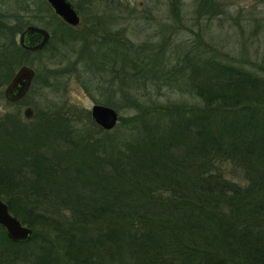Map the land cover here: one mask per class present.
Wrapping results in <instances>:
<instances>
[{
  "label": "trees",
  "instance_id": "obj_1",
  "mask_svg": "<svg viewBox=\"0 0 264 264\" xmlns=\"http://www.w3.org/2000/svg\"><path fill=\"white\" fill-rule=\"evenodd\" d=\"M204 1L217 13L215 0ZM25 51L11 27L0 25V105L12 104L3 87ZM186 87L204 103L197 109L204 114L192 109L172 123L150 118L128 133L99 129L106 135L97 138L84 131L85 140L69 117L26 120L0 111V197L22 223L59 229L79 253L74 264H91L90 253L121 264L124 247L128 264H264V79L233 67L195 68ZM240 116L243 123L235 120ZM228 173L246 185L226 179ZM48 193L55 204L78 210L63 216L66 227L34 210L46 206ZM23 202H33L30 210ZM0 228L7 242L22 243ZM96 241L110 244L101 249Z\"/></svg>",
  "mask_w": 264,
  "mask_h": 264
},
{
  "label": "rangeland",
  "instance_id": "obj_2",
  "mask_svg": "<svg viewBox=\"0 0 264 264\" xmlns=\"http://www.w3.org/2000/svg\"><path fill=\"white\" fill-rule=\"evenodd\" d=\"M69 1L79 13L76 25L60 19L47 0H0V25L11 27L18 43L22 31L19 27L23 26L37 25L51 35L45 47L25 51L18 57L22 64L34 69L32 90L22 104L4 103L0 111L10 112L11 117L20 112L26 120L50 114L63 123L69 117L75 120L73 133L85 140L84 131H91L94 138L106 135L99 132L103 128L95 126L91 118L95 104L110 106L118 113L115 126L103 129L108 133L116 129L127 133L140 130L139 127L144 129L143 122L150 118L166 123H172L177 116L186 118L189 111L204 106L186 87L195 68L214 72L233 67L264 79L263 0H215L217 13H211L212 5L204 0ZM27 106L33 110L31 118L23 114ZM70 111L75 115L71 116ZM223 112L217 113L220 119ZM227 115L235 116L232 112ZM262 116L264 107L259 118ZM244 119L240 116L235 120L243 123ZM64 165L65 161L61 162L60 168ZM228 168L226 165L225 169ZM225 178L246 185L244 177L228 173ZM50 187L56 191L60 186ZM46 196V206L40 205L34 209L36 212L50 213L64 223L63 216L71 219L78 212L69 204H55V193ZM32 203L28 208L23 202L22 209L30 210ZM57 206L59 215L55 213ZM32 229L36 234L33 240L12 245L4 239L0 228V264H74L78 260L79 253L69 247L59 229L45 225ZM96 243L101 244V249L110 244ZM90 254L86 257L91 264H111L95 253ZM129 255L130 250L124 247L120 258L126 261ZM122 261L121 264H128Z\"/></svg>",
  "mask_w": 264,
  "mask_h": 264
},
{
  "label": "water",
  "instance_id": "obj_3",
  "mask_svg": "<svg viewBox=\"0 0 264 264\" xmlns=\"http://www.w3.org/2000/svg\"><path fill=\"white\" fill-rule=\"evenodd\" d=\"M54 12L65 22L76 25L79 21V13L69 0H47ZM50 39V33L47 29L28 25L19 34V44L24 49L35 51L46 46ZM35 72L27 65L21 64L14 73L11 80L3 89L4 97L9 102H17L24 98L30 90ZM92 120L103 129H112L118 120L117 111L106 105L95 104L91 108ZM23 114L25 118H31L33 110L31 107H25ZM0 225L4 227L7 236L13 241L28 240L33 229L25 226L14 216L5 201L0 199Z\"/></svg>",
  "mask_w": 264,
  "mask_h": 264
},
{
  "label": "flooded vegetation",
  "instance_id": "obj_4",
  "mask_svg": "<svg viewBox=\"0 0 264 264\" xmlns=\"http://www.w3.org/2000/svg\"><path fill=\"white\" fill-rule=\"evenodd\" d=\"M50 7H51V6H50ZM51 8H52V7H51ZM52 9H53V8H52ZM53 11H54V10H53ZM54 13H55V12H54ZM55 14H56V13H55ZM56 15H57V14H56ZM57 16H58V15H57ZM58 17H60V16H58ZM60 19H62V18L60 17ZM62 20H63V19H62ZM24 29H25V28H24ZM24 29H23V30H24ZM23 30H22V31H23ZM48 32H49V31H48ZM20 33H21V32H20ZM20 33H19V34H20ZM49 33H50V32H49ZM50 36H51V35H50Z\"/></svg>",
  "mask_w": 264,
  "mask_h": 264
}]
</instances>
